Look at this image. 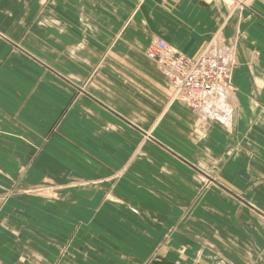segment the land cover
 <instances>
[{"label":"crops","instance_id":"obj_1","mask_svg":"<svg viewBox=\"0 0 264 264\" xmlns=\"http://www.w3.org/2000/svg\"><path fill=\"white\" fill-rule=\"evenodd\" d=\"M239 1L0 0V264H264V0ZM155 39L227 53L221 126Z\"/></svg>","mask_w":264,"mask_h":264},{"label":"built area","instance_id":"obj_2","mask_svg":"<svg viewBox=\"0 0 264 264\" xmlns=\"http://www.w3.org/2000/svg\"><path fill=\"white\" fill-rule=\"evenodd\" d=\"M209 52L211 55H208ZM145 55L169 81L174 100L184 104L194 113L201 100L213 90H217L220 82L222 85H228L231 77L230 64L224 62L227 53L217 56L208 49L196 59H189L164 40L156 39L147 47ZM194 93L200 95L195 96Z\"/></svg>","mask_w":264,"mask_h":264},{"label":"rangeland","instance_id":"obj_3","mask_svg":"<svg viewBox=\"0 0 264 264\" xmlns=\"http://www.w3.org/2000/svg\"><path fill=\"white\" fill-rule=\"evenodd\" d=\"M248 0H246L245 2H247ZM222 2L224 3L225 1L222 0ZM245 2L243 3V1H239V4L242 3V4H245ZM250 3V1H249ZM226 4V3H225ZM234 5V0H231V5ZM232 5V6H233ZM211 54V53H210ZM213 54V53H212ZM216 55V54H215ZM218 56V55H217ZM231 78V77H230ZM225 84L222 85V83L219 84V88L217 90H213L211 92V94L207 95L206 99L204 102H202L200 105H198V109L195 111V112H203L204 114H206L210 119L211 121L214 120V122L218 123V124H215V125H218V126H221V124L223 122L222 119L224 120L226 118V116L228 117L229 113H230V110L232 111L233 107H232V104L230 105V103H228V99H226L227 97L224 95V91H223V88H224ZM82 88V87H81ZM234 89V88H233ZM225 96V97H224ZM200 109V110H199ZM205 110V111H204ZM226 111V112H224ZM210 113V114H209ZM201 113H199L200 115ZM227 114V115H226ZM211 115V116H210ZM9 119L13 120L14 122H16V124L18 125H21L20 123V120L23 119V116H19L18 114L14 113V114H11V115H8L7 116ZM203 117V116H202ZM224 117V118H223ZM221 120H219V119ZM207 119V118H206ZM209 119V120H210ZM50 133H53V132H56V127L52 126L51 129L49 130ZM15 133H10L9 134H6L7 136L10 135V137H13ZM198 135V134H197ZM2 136V135H1ZM148 138V137H147ZM2 140H7L5 139L3 136H2ZM5 147V148H4ZM4 147L1 145V142H0V151H4V150H10V146H6L4 145ZM196 171V169H194ZM198 172V171H197ZM199 174H201L199 172ZM201 178H204V175L201 174L200 176ZM205 178H204V182H205ZM210 182L208 183V185H213V184H216L217 181L216 180H209ZM7 183H9V181H6ZM12 182V181H11ZM3 189L1 188V185H0V198L2 199V202L3 203H6L8 202L9 203V200L10 198L12 197V195H10V191H9V185H6L5 186H2ZM1 192L3 194H1ZM199 197H196V199H198ZM195 199V200H196ZM238 200L240 202H242V200H240L238 198Z\"/></svg>","mask_w":264,"mask_h":264},{"label":"bare ground","instance_id":"obj_4","mask_svg":"<svg viewBox=\"0 0 264 264\" xmlns=\"http://www.w3.org/2000/svg\"><path fill=\"white\" fill-rule=\"evenodd\" d=\"M225 2L224 3H226L225 5L227 6V7H232V5H231V0H224ZM240 1H243V3L246 1V0H240ZM236 2V1H235ZM260 3V2H259ZM118 27V26H117ZM156 40V39H155ZM208 55H211L210 53H208ZM204 62V61H203ZM231 68V67H230ZM221 83V82H220ZM224 85V84H223ZM223 93H224V95L227 97L226 99H228V103H230V105L232 104V106L235 104V102L234 101H236V97H235V90L233 89V86H232V83H231V78L229 79V83H228V85H227V83L225 84V86H224V88H223ZM194 95L195 96H197V95H200L199 93H194ZM224 96V97H225ZM207 97V96H206ZM206 97H205V99H206ZM205 99L204 100H201V101H205ZM200 101V103H202ZM175 103V102H174ZM237 104V103H236ZM235 104V105H236ZM199 108V107H198ZM200 110V109H199ZM205 111V110H204ZM224 112H226V111H224ZM198 113H201L200 115H202L201 116V118H206V117H208L206 114H204L203 112H198ZM198 113H196V114H198ZM210 114V113H209ZM211 116V115H210ZM72 117V116H71ZM200 119V118H199ZM199 122V121H198ZM203 122V121H202ZM208 122V121H207ZM87 125V124H86ZM49 143H51V142H49ZM197 145V144H196ZM36 202V201H35ZM78 233V232H77ZM95 239H97V238H95ZM101 240V239H100ZM100 242H102V241H100ZM65 247V246H64ZM199 247V246H198ZM66 248V247H65ZM209 250V249H208ZM203 252V251H202ZM207 252V251H206ZM241 252V251H240ZM209 253V252H208ZM207 253V254H208ZM210 254H211V252H210ZM212 256H213V254H212ZM221 263V262H220ZM228 263V262H227ZM222 264V263H221Z\"/></svg>","mask_w":264,"mask_h":264},{"label":"water","instance_id":"obj_5","mask_svg":"<svg viewBox=\"0 0 264 264\" xmlns=\"http://www.w3.org/2000/svg\"><path fill=\"white\" fill-rule=\"evenodd\" d=\"M249 1H251V0H248V1L246 2V4H249Z\"/></svg>","mask_w":264,"mask_h":264}]
</instances>
